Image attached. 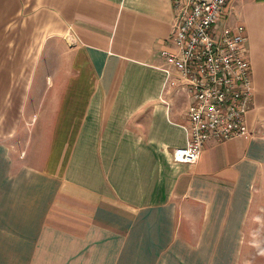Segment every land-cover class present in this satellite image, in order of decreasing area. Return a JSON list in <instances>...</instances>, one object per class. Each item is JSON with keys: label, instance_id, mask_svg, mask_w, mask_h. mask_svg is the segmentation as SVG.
Masks as SVG:
<instances>
[{"label": "crops", "instance_id": "0c3cea01", "mask_svg": "<svg viewBox=\"0 0 264 264\" xmlns=\"http://www.w3.org/2000/svg\"><path fill=\"white\" fill-rule=\"evenodd\" d=\"M174 23L172 0H0V264L264 258V0L217 25L247 29L251 135L195 164L172 158L192 102L165 70Z\"/></svg>", "mask_w": 264, "mask_h": 264}, {"label": "built area", "instance_id": "2783aa9c", "mask_svg": "<svg viewBox=\"0 0 264 264\" xmlns=\"http://www.w3.org/2000/svg\"><path fill=\"white\" fill-rule=\"evenodd\" d=\"M172 47L163 49L168 67L192 97L187 107L188 143L175 148L173 161L195 164L209 140L225 142L251 135L247 121L255 95L245 25L220 29L229 0H172Z\"/></svg>", "mask_w": 264, "mask_h": 264}, {"label": "rangeland", "instance_id": "374dc122", "mask_svg": "<svg viewBox=\"0 0 264 264\" xmlns=\"http://www.w3.org/2000/svg\"><path fill=\"white\" fill-rule=\"evenodd\" d=\"M264 258L263 256H257L254 260H253V264H262Z\"/></svg>", "mask_w": 264, "mask_h": 264}]
</instances>
